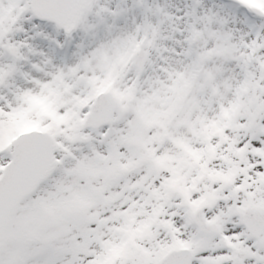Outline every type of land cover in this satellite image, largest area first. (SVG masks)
Masks as SVG:
<instances>
[{
  "label": "snow or ice",
  "instance_id": "6c2138e0",
  "mask_svg": "<svg viewBox=\"0 0 264 264\" xmlns=\"http://www.w3.org/2000/svg\"><path fill=\"white\" fill-rule=\"evenodd\" d=\"M0 264H264V0H0Z\"/></svg>",
  "mask_w": 264,
  "mask_h": 264
}]
</instances>
